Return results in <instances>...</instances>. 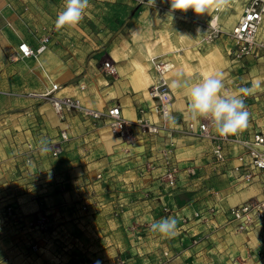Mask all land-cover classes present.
I'll return each instance as SVG.
<instances>
[{
	"label": "crops",
	"instance_id": "1",
	"mask_svg": "<svg viewBox=\"0 0 264 264\" xmlns=\"http://www.w3.org/2000/svg\"><path fill=\"white\" fill-rule=\"evenodd\" d=\"M155 2L166 9L89 0L78 24L58 30L65 0H0V264H264V229L254 224L239 231L227 213L260 196L261 184L247 183L232 170L234 159L219 165L209 140L171 130L149 134L139 127L117 135L105 121L77 111L60 118L49 101L28 95L57 83V96L78 97L99 111L118 105L130 120L147 117L160 124L147 95L155 74L149 60L157 57L173 63L167 75L171 129L196 120L188 90L172 82L198 83L219 73L222 94L261 85L246 96L248 123L238 134H264V58L229 57L223 34L201 42L207 21L214 15L222 21L227 13L209 7L197 15L189 9L171 12L169 20L170 0ZM235 2L234 10L241 11L243 3ZM45 36L46 48L36 57L14 58L20 41L37 47ZM105 59L116 66L115 75L104 73ZM62 130L69 138L52 156ZM28 144L34 147L30 153ZM164 148H171L178 167L173 187L162 176ZM241 149L229 148L234 155ZM7 204L22 214L45 212L50 230L28 233L6 220ZM211 206L217 213L208 218ZM197 210L201 218L193 216ZM167 217L177 221L175 236L150 230Z\"/></svg>",
	"mask_w": 264,
	"mask_h": 264
},
{
	"label": "built area",
	"instance_id": "2",
	"mask_svg": "<svg viewBox=\"0 0 264 264\" xmlns=\"http://www.w3.org/2000/svg\"><path fill=\"white\" fill-rule=\"evenodd\" d=\"M128 1L139 8L157 7L160 10L166 9L156 2L152 3V0ZM214 10L217 12L218 9L215 8ZM206 24L209 30L202 37L201 42L210 43L220 34H226L237 46L236 55L259 57L264 54V37L260 35V30L264 26V0H246L242 5L236 23L230 30H224L220 25H212L210 20ZM48 40V36L43 37L37 47H32L26 41H20L14 58L36 57L46 48ZM149 62L152 64L155 74L154 82L148 87L147 95L152 101L150 109L160 118V124L153 123L147 117L130 120L122 115L118 105H112L106 111H99L88 107L78 97L57 96L55 93L61 87L57 83H52L50 88L40 93H28V95L49 101L52 109L60 118L63 117L65 112L77 111L95 121H105L111 131L117 135L130 133L133 127H139L142 131L149 134H158L160 130L167 132L171 130L209 140L211 142L212 157L219 165L224 166L228 161L234 159L235 163L232 165V170L240 172L242 179L247 183L258 180L262 187L260 196L247 200L242 204L231 206L227 210L229 219L236 223V228L239 231L245 230L254 224H258L264 229V134L256 132L251 137L244 138L237 133L221 137L216 132L214 125L203 117L188 121L185 127L171 129L169 121L172 93L167 83V75L173 68V63L157 57H152ZM102 68L105 74L115 75L117 73V68L110 59L103 61ZM81 88L83 89L84 87L81 86ZM243 99L245 102L246 97H243ZM245 108L246 110L248 109L247 104H245ZM59 136L60 142L52 147V156L58 155L60 143L67 141L69 138L64 130L60 131ZM231 145H239L242 149L234 155L229 150ZM33 150L34 147L28 144L27 153ZM170 152L171 148H164L162 151L165 159V171L162 176L166 183L173 187L177 183L178 167L172 160ZM26 160L29 162L30 157H27ZM189 173H193L192 169H189ZM97 177L99 178L100 174ZM2 211L6 220L14 222V224H17L28 233H45L51 228V221L43 211L22 214L12 204L5 205ZM206 212L209 218L217 213V209L211 206L206 209ZM193 216L201 218L202 211H195ZM185 220L183 219L182 222H185ZM198 240V237H194L192 243L196 244ZM30 248L37 250L38 244L31 242ZM164 254L167 255L168 253L164 252ZM122 263L119 260V264Z\"/></svg>",
	"mask_w": 264,
	"mask_h": 264
},
{
	"label": "clouds",
	"instance_id": "3",
	"mask_svg": "<svg viewBox=\"0 0 264 264\" xmlns=\"http://www.w3.org/2000/svg\"><path fill=\"white\" fill-rule=\"evenodd\" d=\"M154 2L155 0H152V3ZM227 2L228 0H170L169 20L173 18L171 12H186L191 9L199 15L206 13L209 7L222 9ZM88 3L89 0H65L64 10L57 14L55 27L59 30L78 24L83 19ZM172 87L188 90L189 110L193 119L203 117L209 120L216 132L221 137H226L235 135L247 127L249 113L243 97L254 94L261 85L254 82L250 87L240 88L238 94H222L223 76L218 73L198 83L174 80ZM176 225L174 217H167L152 223L150 230L164 238H170L176 234Z\"/></svg>",
	"mask_w": 264,
	"mask_h": 264
},
{
	"label": "rangeland",
	"instance_id": "4",
	"mask_svg": "<svg viewBox=\"0 0 264 264\" xmlns=\"http://www.w3.org/2000/svg\"><path fill=\"white\" fill-rule=\"evenodd\" d=\"M246 0H239V2L242 4V3H244ZM236 2L235 3H233V0H228V4H227V8H225V6L222 8V9H218V10H221V11H223V13L224 14H226L227 13V15L225 16V18L224 19H226V24L227 25H230V27L229 28H227L226 26H225V22H224V19H222V21H221V19H219V18H217L218 19V23L220 24V26H221V28L222 29H224V30H230L231 29V27H232V25L231 24H228V23H230L231 21H233L234 19L235 20H237L236 18H237V15L235 14L236 12H238V11H240V10H234V8L236 7ZM236 9V8H235ZM223 17V15L221 16V18ZM212 18V17H211ZM211 18L209 19V20H211ZM213 19V18H212ZM216 19V18H215ZM209 20L207 21V23L209 22ZM232 23V22H231ZM221 40H224V41H227V42H229L230 43V45H231V47H229L228 49L229 50H227V55L229 56V57H234V58H237V59H239V58H241V56H238V55H236V48H237V46H236V44H235V42L228 36V35H226V34H223L221 37H219ZM233 45V46H232ZM232 47H235V49L234 48H232ZM257 58H264V54H262V55H260L259 57H257ZM247 98V97H246Z\"/></svg>",
	"mask_w": 264,
	"mask_h": 264
},
{
	"label": "bare ground",
	"instance_id": "5",
	"mask_svg": "<svg viewBox=\"0 0 264 264\" xmlns=\"http://www.w3.org/2000/svg\"><path fill=\"white\" fill-rule=\"evenodd\" d=\"M215 17H213V19H211L210 21H211V23H212V25H220L219 23H218V19H217V15H214ZM216 18V19H215ZM262 33H264V30H262L261 31Z\"/></svg>",
	"mask_w": 264,
	"mask_h": 264
}]
</instances>
